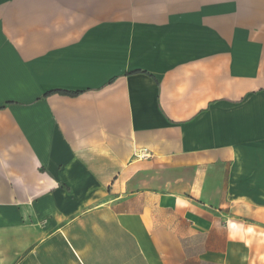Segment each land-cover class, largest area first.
I'll use <instances>...</instances> for the list:
<instances>
[{
	"label": "crops",
	"instance_id": "1",
	"mask_svg": "<svg viewBox=\"0 0 264 264\" xmlns=\"http://www.w3.org/2000/svg\"><path fill=\"white\" fill-rule=\"evenodd\" d=\"M263 227L264 0H0V264H264Z\"/></svg>",
	"mask_w": 264,
	"mask_h": 264
},
{
	"label": "trees",
	"instance_id": "2",
	"mask_svg": "<svg viewBox=\"0 0 264 264\" xmlns=\"http://www.w3.org/2000/svg\"><path fill=\"white\" fill-rule=\"evenodd\" d=\"M61 94L63 95H69V96H76L78 93H73V92H67V91H60Z\"/></svg>",
	"mask_w": 264,
	"mask_h": 264
},
{
	"label": "rangeland",
	"instance_id": "3",
	"mask_svg": "<svg viewBox=\"0 0 264 264\" xmlns=\"http://www.w3.org/2000/svg\"><path fill=\"white\" fill-rule=\"evenodd\" d=\"M262 229H263L262 231H264V227Z\"/></svg>",
	"mask_w": 264,
	"mask_h": 264
}]
</instances>
